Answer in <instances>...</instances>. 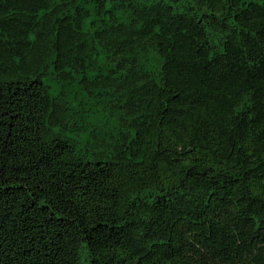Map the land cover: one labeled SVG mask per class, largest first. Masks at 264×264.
<instances>
[{"label":"trees","instance_id":"trees-1","mask_svg":"<svg viewBox=\"0 0 264 264\" xmlns=\"http://www.w3.org/2000/svg\"><path fill=\"white\" fill-rule=\"evenodd\" d=\"M0 264H264V0H0Z\"/></svg>","mask_w":264,"mask_h":264}]
</instances>
